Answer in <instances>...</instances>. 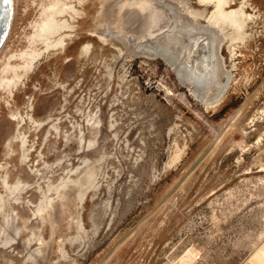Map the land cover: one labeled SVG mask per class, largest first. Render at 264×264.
Here are the masks:
<instances>
[{
  "label": "rangeland",
  "instance_id": "rangeland-1",
  "mask_svg": "<svg viewBox=\"0 0 264 264\" xmlns=\"http://www.w3.org/2000/svg\"><path fill=\"white\" fill-rule=\"evenodd\" d=\"M119 1L11 0L0 264H264V0H231L244 27L216 30L228 84L219 99L211 80L205 100L147 49L161 40L113 35ZM155 1L173 12L174 31L204 10L193 20L207 28L214 10ZM53 5L67 6L54 14L64 25L45 33Z\"/></svg>",
  "mask_w": 264,
  "mask_h": 264
},
{
  "label": "bare ground",
  "instance_id": "bare-ground-1",
  "mask_svg": "<svg viewBox=\"0 0 264 264\" xmlns=\"http://www.w3.org/2000/svg\"><path fill=\"white\" fill-rule=\"evenodd\" d=\"M199 1L203 4L214 6L213 13L209 18H207L209 19L208 20L209 25H207L208 26L207 28L204 27L205 29H201L197 26L198 24H196V21L194 22L195 18L197 17L204 18L206 14V10L202 12H196L194 13L195 15L193 14L189 15L194 20L191 18L190 20L188 19V22L184 27L182 28L178 27V30L175 31L173 29L171 33L167 34V36L162 37V41L159 42L158 49L153 47V45L151 44L149 47L147 46L146 47L147 49L153 51L154 53L157 54L160 53L169 62L173 63L174 65H177L178 66L177 72L178 75H180L182 81L196 86L197 88L194 89V92L197 96L200 97V99L204 98V96L206 95L205 89L208 88L209 85L213 84V83L211 84V80L217 79L218 82H220L219 83L220 93L218 97L220 99L224 94L225 90L227 89L228 81L221 82L219 78V73H220L219 62L216 56L217 47L215 48V42L217 41L216 30L221 25L225 27H232L237 31L242 30L244 27L245 14L243 11H239V10L228 11L227 8L231 7V0H199ZM51 10L52 13L42 24V31L45 33H51L54 30L56 31V29L60 25H64L62 23H59L60 21L58 22L54 18V14L57 13L61 14L65 12L67 10V6L66 8L58 9L56 5H53L51 6ZM11 16H12V10H11ZM223 29H220V31ZM8 32L5 33V35L6 34L8 35ZM56 44L62 46L65 45L64 40L62 38L59 41H57ZM3 45L1 46L0 51ZM183 57L185 59L189 58L190 62L188 64L183 63L184 65L180 66L178 63L179 60H181ZM33 60L34 58L32 59L30 66L33 64ZM190 79L192 81H190ZM216 101L217 98H214L209 100L207 99L206 102L212 104L215 103ZM258 253L264 255V248H262Z\"/></svg>",
  "mask_w": 264,
  "mask_h": 264
},
{
  "label": "water",
  "instance_id": "water-1",
  "mask_svg": "<svg viewBox=\"0 0 264 264\" xmlns=\"http://www.w3.org/2000/svg\"><path fill=\"white\" fill-rule=\"evenodd\" d=\"M134 1L140 2V0ZM132 2L133 0H121L112 9V21L109 27L113 35L122 36L140 45L154 43L157 40L162 41V37L172 32L173 12L171 10L155 0H141V3L147 5L146 10L140 5L130 8ZM11 4V0H0V48L7 36L5 33L9 29Z\"/></svg>",
  "mask_w": 264,
  "mask_h": 264
}]
</instances>
